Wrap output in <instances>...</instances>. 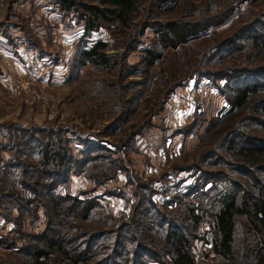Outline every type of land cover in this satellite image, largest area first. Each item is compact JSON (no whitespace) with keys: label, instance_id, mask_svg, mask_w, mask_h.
I'll return each instance as SVG.
<instances>
[{"label":"rangeland","instance_id":"374dc122","mask_svg":"<svg viewBox=\"0 0 264 264\" xmlns=\"http://www.w3.org/2000/svg\"><path fill=\"white\" fill-rule=\"evenodd\" d=\"M58 1L0 0V169L13 155L1 144L10 140L9 134H16V127H63L69 130L71 142L97 135L105 139L112 158L123 165L101 184L80 174L61 187L63 196L78 195L98 203L89 219L79 221L80 227L93 231L104 223L128 220L135 201L132 177L150 184L155 201L177 217L185 214L187 204L200 207L199 193L207 194L204 208L211 209L210 199L234 186L221 176L218 182H208L191 169L226 133H215L216 129L232 120L225 118L230 109L221 92L225 82L216 85L201 71L237 65L245 54L217 63L208 62L205 54L233 30L257 19L264 12V0H206L198 8H192L189 0H147L150 12L144 11L126 32L106 24L89 35L73 13L64 15ZM175 2V11H163ZM146 16L154 23L180 16L189 22L224 20L185 44L163 48L158 43L156 48L154 30H140ZM100 40L114 45L108 52L115 53L114 59L124 55L122 63L111 69L82 64L81 49ZM131 43L137 47L127 51L125 46ZM150 47L161 54L153 67L141 61L144 49ZM224 170L218 165L219 174ZM238 173L253 196L261 181L249 183L243 178L247 172ZM261 174L255 172L257 178ZM2 196L0 192V264H28L20 248L46 232V212L41 206L30 211ZM211 230L208 222L200 225L191 246L195 264L215 263ZM152 238L156 240V235Z\"/></svg>","mask_w":264,"mask_h":264},{"label":"trees","instance_id":"16d2710c","mask_svg":"<svg viewBox=\"0 0 264 264\" xmlns=\"http://www.w3.org/2000/svg\"><path fill=\"white\" fill-rule=\"evenodd\" d=\"M205 1L189 0L192 8ZM58 2L64 15L73 13L75 19L83 22L85 35L107 27L106 24L117 25L126 32L137 24V18L144 11L150 12L146 8L147 0ZM176 5L177 2L172 7L163 8V11H175ZM149 18L146 16L140 30H154L152 47L156 48L158 43L163 48L185 44L214 23L224 20L189 22L181 20L180 16L168 22L154 23ZM113 46L100 40L82 48V64L104 69L118 66L124 55L114 59L115 53H108ZM136 47L132 43L125 46L127 51ZM156 50L151 47L144 49L141 61L146 66L155 65L161 55ZM243 54L242 61L237 65H222L216 67L220 70L201 71V75L207 76L216 85L225 82L221 92L230 106L225 118L232 120L216 129L215 133H226L216 141L215 149L206 151L191 169L208 182H218V176H221L234 186L233 190L221 193L220 197L215 195L214 199L211 198V209L204 208L203 199L207 198V194L199 193L202 197L198 202L200 207L187 204L185 214L177 217L168 213L163 203L155 201V190L150 184L138 183L132 177L129 183L135 201L128 220L104 223L100 229L93 231L80 227L79 221L89 219L98 203L81 199L78 195L63 196L60 194L61 187L73 175L80 174H86L101 184L110 172L123 168L122 162L112 158L105 139L98 135L97 139H79L86 146L84 151L76 154L66 128L16 127V134H9L10 140L1 144L3 150H11L13 154L0 169L2 198L7 197L30 211L41 206L47 217L46 232L29 238L26 245L20 248V251L26 252L25 262L195 264L191 246L199 235L200 225L208 222L212 229L214 264H264V130L262 136L260 134L264 129V12L214 43L205 58L210 63H217L234 55L240 59ZM218 165L225 168L220 174ZM256 171L262 173L259 178L255 176ZM238 172H247V177L243 178L249 183L261 181V185L254 187L258 189L253 196H249L246 186L236 177ZM152 234L156 235L154 241ZM240 239L241 248L238 249Z\"/></svg>","mask_w":264,"mask_h":264},{"label":"built area","instance_id":"2783aa9c","mask_svg":"<svg viewBox=\"0 0 264 264\" xmlns=\"http://www.w3.org/2000/svg\"><path fill=\"white\" fill-rule=\"evenodd\" d=\"M71 146L75 150H81V151L85 150V145L79 141H74Z\"/></svg>","mask_w":264,"mask_h":264}]
</instances>
